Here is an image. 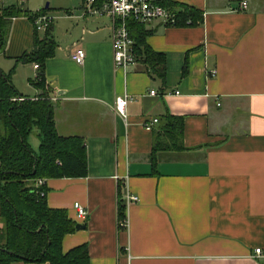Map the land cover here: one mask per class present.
<instances>
[{"label": "crops", "instance_id": "obj_1", "mask_svg": "<svg viewBox=\"0 0 264 264\" xmlns=\"http://www.w3.org/2000/svg\"><path fill=\"white\" fill-rule=\"evenodd\" d=\"M164 1L193 8L202 20L144 26L146 44L165 57L163 78L140 60L125 74L114 70L104 17L66 15L58 18L69 21L66 29L51 24L56 46L44 83L55 129L81 138L87 157L86 177L45 181L47 207L85 227L63 238L62 251L86 244L89 264H264V0ZM80 5L66 14H80ZM11 22L0 70L14 69L15 90L35 100L42 92L29 80L37 70L15 62L32 50L33 27L26 17ZM62 32L79 37L60 45L54 36ZM76 48L85 52L82 65L71 59ZM124 94L132 98L126 121L112 109ZM167 113L183 118V151L157 153L153 167L158 122L143 126ZM125 181L138 202L125 208L120 229ZM75 203L85 219H76Z\"/></svg>", "mask_w": 264, "mask_h": 264}, {"label": "trees", "instance_id": "obj_2", "mask_svg": "<svg viewBox=\"0 0 264 264\" xmlns=\"http://www.w3.org/2000/svg\"><path fill=\"white\" fill-rule=\"evenodd\" d=\"M162 4L177 10L179 18L174 27L194 26L202 20L200 12L186 5L165 1ZM47 10L29 14L21 11L19 5L4 6L0 0V54L4 53L11 21L26 17L33 27L32 50L22 53L15 62L38 64L39 69L29 83L42 92L35 100L18 101L22 97L11 83L14 69L8 73L0 70V264H89L86 244L63 253V238L76 231V223L66 210L47 207L45 185L35 188L38 179L87 176L84 141L79 137L59 136L55 129L54 104L45 87L44 66L54 55L56 45L50 34L51 26L39 38L33 24ZM129 32L136 60L142 61L152 75L163 78L165 57L146 44L148 32L144 25L130 23ZM183 126L182 117L168 113L158 120L150 155L153 167L157 153L183 151ZM33 130L38 132L37 152L28 144ZM40 191L44 196H40ZM124 213L125 206L119 199L118 220H124Z\"/></svg>", "mask_w": 264, "mask_h": 264}, {"label": "built area", "instance_id": "obj_3", "mask_svg": "<svg viewBox=\"0 0 264 264\" xmlns=\"http://www.w3.org/2000/svg\"><path fill=\"white\" fill-rule=\"evenodd\" d=\"M164 0H81L80 14L74 15L67 13L66 15L72 18L86 19L104 17L108 20L110 30L112 58L114 70H122L125 74L127 69L136 64L134 52V41L130 36L129 24L148 25L152 22H160L165 26H175L178 22V12L173 8L164 6ZM245 8V3H241V11ZM53 20L48 15H38L34 21L36 31H46L52 24ZM190 23V21H187ZM71 59L78 65H82L85 59V52L81 48H76L71 54ZM33 69L38 70V64H33ZM172 93H166L167 96ZM177 94V92L175 93ZM150 96H155V91L149 92ZM22 101L23 99H17ZM132 98L128 94L116 97L113 104V112L126 121V107ZM158 120L153 119L151 123L144 124V129L151 130L153 124H157ZM45 185L44 179H38L35 182V188L39 189ZM39 192V191H38ZM40 196H44V192L40 191ZM122 202L125 208L138 202V198L133 195L128 189L125 181ZM75 217L77 220H83L87 216V210L78 203L73 205ZM120 229L127 228V221L118 220ZM255 254L259 255L260 250H255Z\"/></svg>", "mask_w": 264, "mask_h": 264}, {"label": "rangeland", "instance_id": "obj_4", "mask_svg": "<svg viewBox=\"0 0 264 264\" xmlns=\"http://www.w3.org/2000/svg\"><path fill=\"white\" fill-rule=\"evenodd\" d=\"M2 2L4 6H9L13 3H16L14 0H3ZM22 2L24 3V9L29 14H35L40 9H44L45 5L48 3V10L46 11L45 15H48L49 17H51L53 20V24L55 23L54 25L56 26V23H58L62 29H66L68 27L69 21H63L61 19L58 20L59 16H66V9H69L70 11H74V8H78L80 5V0H23V1L18 2L19 5ZM68 33L64 34V32H62L60 35L54 36L56 39H58V42L56 43L61 45L63 41H65L66 39L67 40L73 39L72 41H74L76 38L79 37L78 35H76V36H73V38L72 37L68 38ZM44 35H45V31L38 32L39 38H43ZM7 41H8V38H7ZM2 60H3L2 57H0V63L2 62ZM37 134L38 132L36 130H33V132L28 138V142L35 152L37 151L36 149H38V145H39ZM35 143L37 144V147Z\"/></svg>", "mask_w": 264, "mask_h": 264}, {"label": "water", "instance_id": "obj_5", "mask_svg": "<svg viewBox=\"0 0 264 264\" xmlns=\"http://www.w3.org/2000/svg\"><path fill=\"white\" fill-rule=\"evenodd\" d=\"M21 6H22V4H21ZM45 9H48V4L45 5ZM84 228H85V227L82 226V225H80V224H76V226H75V229H76V230H80V229H84Z\"/></svg>", "mask_w": 264, "mask_h": 264}]
</instances>
